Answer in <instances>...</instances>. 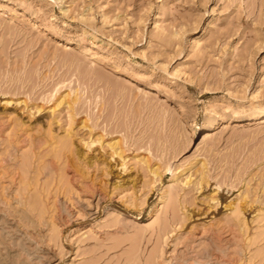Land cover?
<instances>
[{
	"label": "rangeland",
	"instance_id": "1",
	"mask_svg": "<svg viewBox=\"0 0 264 264\" xmlns=\"http://www.w3.org/2000/svg\"><path fill=\"white\" fill-rule=\"evenodd\" d=\"M0 264H264V0H0Z\"/></svg>",
	"mask_w": 264,
	"mask_h": 264
}]
</instances>
